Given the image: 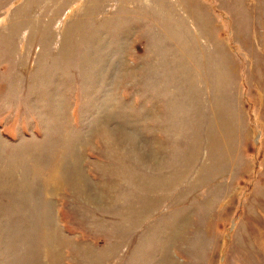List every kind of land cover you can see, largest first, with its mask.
Segmentation results:
<instances>
[{
    "label": "rangeland",
    "instance_id": "374dc122",
    "mask_svg": "<svg viewBox=\"0 0 264 264\" xmlns=\"http://www.w3.org/2000/svg\"><path fill=\"white\" fill-rule=\"evenodd\" d=\"M0 264H264V0H0Z\"/></svg>",
    "mask_w": 264,
    "mask_h": 264
}]
</instances>
